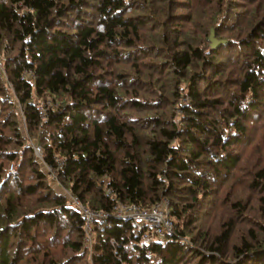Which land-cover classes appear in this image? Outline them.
Segmentation results:
<instances>
[{"label":"trees","instance_id":"16d2710c","mask_svg":"<svg viewBox=\"0 0 264 264\" xmlns=\"http://www.w3.org/2000/svg\"><path fill=\"white\" fill-rule=\"evenodd\" d=\"M239 2L0 0V264H189V252L198 264H264V165L247 185L257 230L229 247L231 260L220 258L230 229L202 252L183 222L220 185L245 181L240 151L262 148L264 0L240 12ZM194 5L196 19L176 11ZM244 10L245 34L210 48L209 26L229 31ZM226 51L239 69L230 85L214 62ZM61 189L108 214L166 197L172 232L148 245L108 215L84 244L83 217Z\"/></svg>","mask_w":264,"mask_h":264},{"label":"rangeland","instance_id":"374dc122","mask_svg":"<svg viewBox=\"0 0 264 264\" xmlns=\"http://www.w3.org/2000/svg\"><path fill=\"white\" fill-rule=\"evenodd\" d=\"M240 1H243L244 3L239 2L234 6V8L239 12L242 9H244L245 6L247 5L246 4L247 0H240ZM194 6L195 7H191V9H189V12L187 11V9L183 7L181 8L178 7L176 11H183L184 13H187V14L188 13L190 14L191 12L190 15L193 16L194 19H196L195 10L199 9V6L198 5H194ZM249 14L251 16V13ZM241 15L242 16L239 21L240 23L237 27H234L233 29L229 31H224V32L217 30L218 31L217 33V31H215V26L210 25L208 28V32L210 29H212L214 32L213 36L217 40H224V39L226 40V37L231 36V35L233 37H236V36L240 37V35L245 34V31H246L245 25L247 24L249 25L250 23L249 21L250 16L246 14V10H244L241 13ZM190 25L191 24H187L184 27V29L187 31L190 28L192 29V27L194 26V23L192 24V26ZM209 34L210 32L208 33V36ZM207 41H208L207 44L209 46V39ZM220 54L221 56L218 55L214 58V62L219 64L218 69L223 70L222 75L226 74V79L228 80L227 85H230L231 84L229 83L230 80H233L238 75L239 69H238V66L236 65L237 63H233L232 61H230V57L228 56L227 51L225 53L220 52ZM3 60H4V56L3 54H1L0 63ZM215 68L217 70V67ZM161 72L165 73V69H162ZM231 88H234V87L231 86ZM261 100H262V103H261L259 110L261 109L260 114H262V116L264 117V114H263L264 113L263 112L264 99H261ZM261 122L264 126V120H261ZM20 126L22 127V132L26 134V137H28V133L25 130V124H24L23 119H22V122L20 123ZM251 130H252V127H251ZM256 131L257 130L255 129L254 132ZM258 132H261L259 136H260V141L262 142V148L260 150H257L255 153H250L249 151L243 150V152L240 151V153L238 154V157L240 159V164H239L240 174L244 176V179L246 178L245 181H236L233 183L229 181L228 183L224 185H220L213 192V194L209 197V199H206L205 203L202 206L200 205L198 207V216L192 223L189 222V219L191 216H187L186 218H184V221H183L184 224L188 226L189 230H191V233L195 235L193 243L192 241H188L189 245L197 249H200V251L202 252H208V250L206 249L207 247H205V245H207V243L208 244L211 243V241H213V238H215V236L223 235L225 232H227L230 229L229 231L230 233L228 232L227 241L225 242L224 253L220 256V258L223 257L226 260H231L233 255L230 254L229 247L239 242L240 238L245 236L243 234H246L247 229L253 228L257 230L258 223L255 222L257 221L255 219L257 215L256 214L257 206H256V201L254 200L255 195L250 192L251 190L247 188V185H248V179L250 178L249 173L255 170L257 167L264 165V128L262 127L261 130ZM35 133L38 136V131H36ZM28 139L30 138L28 137ZM28 142L30 144H36V143L39 144L38 142H36V139L28 140ZM14 166L16 167L15 164ZM52 186H53L52 188L59 190L56 185L53 184ZM62 193L65 195L64 192ZM235 202H239L240 204L239 206L241 207V209H238L234 206ZM158 203H161L164 206L167 204L165 206V209L169 211L168 200L166 197L158 201ZM250 208L253 209L251 212H249ZM168 216L172 222L169 212H168ZM46 236H48V233L46 234ZM183 239L186 241L185 238ZM59 248L60 247H57L56 250H59ZM189 253H190L188 255L190 257L188 260L190 262L189 264H198L196 261L197 258L194 255V252L192 253L189 252Z\"/></svg>","mask_w":264,"mask_h":264},{"label":"built area","instance_id":"2783aa9c","mask_svg":"<svg viewBox=\"0 0 264 264\" xmlns=\"http://www.w3.org/2000/svg\"><path fill=\"white\" fill-rule=\"evenodd\" d=\"M37 112L41 117H44L45 110L42 105L38 103ZM32 149L34 150L35 157L40 160L42 165H44L45 169L48 172V176L50 180H54V182L58 183L56 180L55 173L50 166L44 164L42 161V149L39 144H31ZM60 167V163H58ZM9 171H14L15 166L13 163L9 165ZM62 192L65 193L66 196L70 199V202L75 206L78 212L81 213L83 217V231H84V244H90L91 237V225L94 221L106 217L108 215L120 216L127 218L131 221L134 226L135 233L140 237L141 242L150 245L152 241L155 240H163L167 233L172 232V222L168 216V210L165 209V206L161 203H155L150 206V208H141L136 204L127 205L119 203L118 206L115 207L113 214H108L104 211H95L90 210L87 207L85 208L78 200L77 196L73 195L67 189H62ZM130 264V263H126Z\"/></svg>","mask_w":264,"mask_h":264},{"label":"water","instance_id":"95a60500","mask_svg":"<svg viewBox=\"0 0 264 264\" xmlns=\"http://www.w3.org/2000/svg\"><path fill=\"white\" fill-rule=\"evenodd\" d=\"M209 32H210V34H209V36H208V39H209V46H210L211 48H214V47H216V46L219 45V44H223V43L226 41L225 39H224V40H217V39L213 36L214 32H213L212 29H210Z\"/></svg>","mask_w":264,"mask_h":264}]
</instances>
